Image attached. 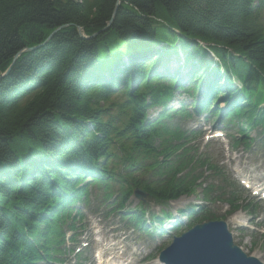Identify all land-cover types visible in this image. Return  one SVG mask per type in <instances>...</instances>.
<instances>
[{
	"label": "trees",
	"instance_id": "obj_1",
	"mask_svg": "<svg viewBox=\"0 0 264 264\" xmlns=\"http://www.w3.org/2000/svg\"><path fill=\"white\" fill-rule=\"evenodd\" d=\"M208 67L237 94L222 121L249 148L245 125L264 134V0H0V264L60 260L94 191L118 212L137 187L157 203L189 193L198 160L181 123L220 113L226 93L207 79L198 100ZM178 93L192 110L170 105ZM205 190L240 207L234 188Z\"/></svg>",
	"mask_w": 264,
	"mask_h": 264
},
{
	"label": "rangeland",
	"instance_id": "obj_2",
	"mask_svg": "<svg viewBox=\"0 0 264 264\" xmlns=\"http://www.w3.org/2000/svg\"><path fill=\"white\" fill-rule=\"evenodd\" d=\"M210 56H212V58L214 59L216 58L214 55ZM182 58L183 57L181 55L179 59L172 58V63H170L169 65L173 64L178 68V66L183 62ZM186 72L187 71H185V73ZM199 82L202 87L206 83L205 79ZM219 83L221 84L220 87H222V89L225 90L226 93L219 97L218 107L220 109H224L227 107V98L229 94H227L228 89L226 83H224L223 81H220ZM179 93L171 103V106L177 108L180 106L181 102L185 104H189L192 102L189 96ZM200 93H204V91H200ZM160 110L161 109L158 107H153L150 109L149 114L151 116H156L158 114V111ZM210 119V117L207 120L204 116L199 117L198 115H195L190 121L182 122V126L186 129L197 127L202 132V135L200 134V137L194 141V146L195 144L196 146H200V152H202L206 156H212V159L214 161L220 163L223 166L225 173L232 178V181L235 184H237L235 180L238 181L239 178L247 175L246 173L251 174L254 172H258L259 170L264 171V141H262L260 129L251 130L249 133L250 138H255L250 150H246L243 145H240L236 149H233L232 147H230V145L227 144V140L224 137H219L216 139L210 137H208L209 139L206 138V136L213 134L215 131L213 130V127L216 123H212V120L210 121ZM200 190L201 188H198L193 195L182 196L177 200L171 201L168 205V209L175 212L176 209L187 208V206L194 204V202H197L201 198L202 193ZM247 193L250 194L248 190H244L242 197L249 196ZM95 196L96 192L94 191V193L90 195V201L88 203L80 202L79 204H77V208L84 213L85 218L83 221L85 222L87 229L90 230L89 226H93L94 230H100L101 232L99 234L101 235V237L106 238L107 242L112 241V238L115 237L117 239L118 245L121 247L124 246L123 250H125V254L127 256H131V258L133 257L134 260L136 258L147 257L148 260L146 261V263L155 264L160 252L172 242L174 236L165 235L162 238L154 237L153 239L149 236H146L141 231L135 229L132 224L127 223L125 219L122 220L118 214H107L106 209L103 210L105 202L97 201ZM139 201V199L133 196L131 198V201L126 204V210L134 209L135 207H137ZM148 204L149 209L147 213L159 212L161 210L160 206H157L155 203ZM261 205L264 207V203ZM209 206L216 210L217 216H222L227 208V206L222 202H216L215 204ZM147 215L149 216V214ZM237 215L240 222L233 221V216H228L226 218V221L229 225V230L233 233L235 244L241 246L246 253L253 256H258L262 261H264V225L262 224V222L264 221V215L259 216L258 227H256V221L254 220L253 224L252 222L249 223L251 228L246 227L243 231L240 230L241 227H239V225H243L244 223L248 224L247 219L251 220V217H249L248 214L242 211L237 213ZM260 223L261 225H259ZM78 231H80V229ZM82 233L81 235H79V241H83V238L86 236ZM92 240L93 244L97 245L94 237L92 238ZM77 245H79V242L77 243ZM126 245L129 246L128 249L125 248ZM68 246L73 245L69 243ZM95 250V246L90 245V250L86 254H82L81 257L83 258V261L87 260L85 264H89L90 261H92L91 264H93L92 253ZM67 256V261L73 264V256Z\"/></svg>",
	"mask_w": 264,
	"mask_h": 264
},
{
	"label": "water",
	"instance_id": "obj_3",
	"mask_svg": "<svg viewBox=\"0 0 264 264\" xmlns=\"http://www.w3.org/2000/svg\"><path fill=\"white\" fill-rule=\"evenodd\" d=\"M79 30L85 37L82 28ZM135 194L142 199L146 196L139 188L135 190ZM160 258L166 264H261L233 243L232 235L223 221L197 225L174 238Z\"/></svg>",
	"mask_w": 264,
	"mask_h": 264
},
{
	"label": "bare ground",
	"instance_id": "obj_4",
	"mask_svg": "<svg viewBox=\"0 0 264 264\" xmlns=\"http://www.w3.org/2000/svg\"><path fill=\"white\" fill-rule=\"evenodd\" d=\"M212 55H214L212 53ZM207 79H212V81H219L220 80V77L219 76H215L210 70H209V67L206 68V74H205V81ZM221 81V80H220ZM235 222H237V218H234ZM115 249H117L120 253L124 254V250H123V247L119 246V245H114ZM139 259H142L144 260L145 258H139ZM51 263H56L55 261L51 262ZM141 264H144L141 262Z\"/></svg>",
	"mask_w": 264,
	"mask_h": 264
}]
</instances>
